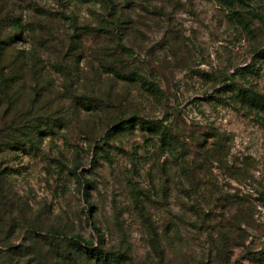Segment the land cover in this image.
I'll return each instance as SVG.
<instances>
[{
  "label": "rangeland",
  "instance_id": "obj_1",
  "mask_svg": "<svg viewBox=\"0 0 264 264\" xmlns=\"http://www.w3.org/2000/svg\"><path fill=\"white\" fill-rule=\"evenodd\" d=\"M0 40L1 256L98 264L94 224L124 264H264V0H0Z\"/></svg>",
  "mask_w": 264,
  "mask_h": 264
},
{
  "label": "trees",
  "instance_id": "obj_2",
  "mask_svg": "<svg viewBox=\"0 0 264 264\" xmlns=\"http://www.w3.org/2000/svg\"><path fill=\"white\" fill-rule=\"evenodd\" d=\"M108 1V0H105ZM223 2L229 4L231 3L233 0H222ZM12 35H7L6 39L7 40H12ZM7 40H4V42H7ZM2 40H0L1 42ZM3 48V47H2ZM28 62H26V60L22 57L21 62L18 64L19 68H25L26 64ZM7 69L10 70V66H7ZM125 77H130V76H125ZM10 77L9 74H7L6 72H4V69H1L0 67V84L4 85L6 83V80H8ZM131 78V77H130ZM20 79L23 80V77H21ZM131 79H135V78H131ZM14 79L12 78V81ZM11 81V82H12ZM262 107H264V101H262ZM135 120H138V118H133V120H119L116 122L115 126L112 127V129H116L117 127H120L121 125H127ZM141 123H143L147 128H154L156 130H159V127L157 126V124H155V122L152 121H140ZM160 131H164V130H160ZM6 171V168L4 169H0V176L3 177L4 172ZM77 172V170H75L73 173L75 175V177L79 180V178L81 177V175L79 174H75ZM85 195H88V193L86 192ZM93 229L95 230V232L98 234V242L99 245H94V242L91 240H85L83 238H81L80 236H76L73 239H71V244L73 246V248H75L78 252H80V254L86 258H88L89 260H94V262L98 263V264H124V254H122V252H118V251H108L105 250L102 247V238L99 234V229L97 228L96 225L93 224ZM101 244V245H100ZM60 257L57 258L53 264H78L77 260L75 259V257L70 253V252H65L63 254L59 255ZM10 258H8L7 256L3 257L0 254V264H18V262H14L11 260H9ZM14 259V258H13Z\"/></svg>",
  "mask_w": 264,
  "mask_h": 264
}]
</instances>
